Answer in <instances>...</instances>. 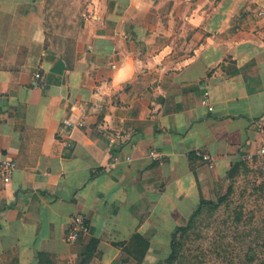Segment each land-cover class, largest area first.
I'll list each match as a JSON object with an SVG mask.
<instances>
[{"label":"crops","instance_id":"crops-1","mask_svg":"<svg viewBox=\"0 0 264 264\" xmlns=\"http://www.w3.org/2000/svg\"><path fill=\"white\" fill-rule=\"evenodd\" d=\"M83 3L66 11L70 39L48 35L47 0H0V159L18 165L0 179V264H81L92 238L87 264H136L135 234L150 243L141 264H160L232 163L264 146V0ZM78 213L91 231L69 243Z\"/></svg>","mask_w":264,"mask_h":264},{"label":"rangeland","instance_id":"rangeland-1","mask_svg":"<svg viewBox=\"0 0 264 264\" xmlns=\"http://www.w3.org/2000/svg\"><path fill=\"white\" fill-rule=\"evenodd\" d=\"M47 4L53 7L50 38L63 34L73 39L75 29H68L66 11L81 12L83 0H47ZM239 160L212 198H204L191 225L176 231V259L166 258L160 264H252L248 258L253 249L264 248L259 235L264 237V155L257 151Z\"/></svg>","mask_w":264,"mask_h":264},{"label":"built area","instance_id":"built-area-1","mask_svg":"<svg viewBox=\"0 0 264 264\" xmlns=\"http://www.w3.org/2000/svg\"><path fill=\"white\" fill-rule=\"evenodd\" d=\"M203 104H209V97L208 92L205 93V97L202 100ZM64 129L59 131L60 136L68 135L67 138L70 136V131L77 129V128H83L86 126V118L83 116L82 118H79L77 120L75 119H66L64 121ZM66 130V131H65ZM69 131V132H68ZM123 136V133L121 131H117L111 135H109V149L113 150L115 149V145L117 141H119ZM259 154L264 155V146H262L258 150ZM194 157H197L201 159L202 161L208 163L211 167L213 166V157L208 152H204L201 149H196L193 153ZM149 156L156 160L159 163H162L165 160L166 154L163 151L157 150V149H151L149 151ZM113 162H121L123 160L125 161H131V157L127 156L123 158L120 154H113L112 156ZM17 162L9 157H5L0 159V179L8 183L10 182L12 175L14 171L17 169ZM91 231V226L88 221V219L83 214H76L72 217L71 222L69 224V227L67 229L66 233V240L69 243H76L80 238L84 237L85 235L89 234Z\"/></svg>","mask_w":264,"mask_h":264},{"label":"trees","instance_id":"trees-1","mask_svg":"<svg viewBox=\"0 0 264 264\" xmlns=\"http://www.w3.org/2000/svg\"><path fill=\"white\" fill-rule=\"evenodd\" d=\"M239 158L236 159L233 163H232V167L229 170H235L238 168L239 166ZM204 202V198L201 199L200 204L198 206V208L196 209V211L190 216V218L188 220H186V225L180 224L177 227V231L181 230L183 228L189 227L192 223V220L195 218V216L201 211L202 209V203ZM260 237L264 238L261 234H259ZM175 237V235H174ZM173 237L172 239V243H171V250L168 254V256L166 257L168 262H173L176 259V244H175V238ZM83 238V237H82ZM80 238V239H82ZM98 240L95 238H92L89 242L88 245V249L87 251L84 252V260L81 264H87L89 262V260L95 255V250L96 247L98 245ZM149 241L146 240L142 235L140 234H135L132 239L129 241V243L126 244V253L128 255H130L135 261L136 264H141V262L143 261L146 252L149 248ZM95 248V250H94ZM254 254L251 255L250 258H248L250 260V262H252V264H264V248H258V249H253ZM165 258V259H166Z\"/></svg>","mask_w":264,"mask_h":264}]
</instances>
